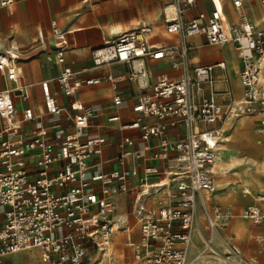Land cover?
<instances>
[{
	"label": "built area",
	"instance_id": "1",
	"mask_svg": "<svg viewBox=\"0 0 264 264\" xmlns=\"http://www.w3.org/2000/svg\"><path fill=\"white\" fill-rule=\"evenodd\" d=\"M231 1L236 10L243 9L245 0ZM13 3L0 0V7ZM196 8L197 0H169L163 8L167 33L178 38L174 46L150 45V27L141 26L92 51L95 69L126 66L128 80L141 91L132 107L133 120L127 124H121L118 111L123 93L115 77L106 73L82 80L81 73L67 63L66 32L52 22L54 54L61 67L56 80L70 103L61 107L53 99L48 115L57 118L69 111L73 130L59 142L49 139L46 128L29 136L22 131V124L33 121L30 112L24 111L23 119L18 120L15 91H0V218H5L0 225V264L10 256L32 251L39 252L43 264H86L94 248H110L121 221L100 220L88 202L89 173L100 165L92 164V159L102 156L107 141L103 137L83 140L82 132L111 110L115 113L107 122L119 124L121 131H139L142 142L141 149L135 150L134 139L124 140L125 147L111 160L119 173L101 177L116 182L119 193L136 192L131 216L140 227L142 241L135 246L134 260L126 264H264V235L256 238L262 256V263H257L243 254L230 233L231 213L207 201L214 192L213 168L222 124L247 115L260 116L264 127V29L246 17L240 24H227L219 11L187 19ZM200 36L207 45H230L238 53L242 102L234 100L230 89L217 92L215 88L216 70L224 73L223 83L229 84L224 62L192 64L190 40ZM18 59L16 53L0 52V73L9 82L18 80ZM151 62H167L179 77L162 75L153 82L147 67ZM103 82L112 86L111 106L95 108L75 100L82 87ZM219 95L226 98L223 104L217 102ZM177 128L183 130L179 138L164 136ZM261 133L264 137V128ZM156 148L173 156V166L166 172L148 165V153ZM130 160L142 170L134 182ZM103 194L113 195L108 188ZM159 196L163 199L159 207L148 210V200ZM107 205L113 208L114 203ZM263 205L264 194L247 208L245 216L264 230ZM196 234L201 235L203 246L191 257Z\"/></svg>",
	"mask_w": 264,
	"mask_h": 264
},
{
	"label": "crops",
	"instance_id": "2",
	"mask_svg": "<svg viewBox=\"0 0 264 264\" xmlns=\"http://www.w3.org/2000/svg\"><path fill=\"white\" fill-rule=\"evenodd\" d=\"M229 1L230 6L225 7L223 5L224 0H219V5L217 0H197V8L188 13L186 18L192 19L201 13L209 15L214 11H219L223 21L227 24H240L243 17L253 23L255 15L264 19L263 0H260V5L254 3V0H245L241 11L236 10L232 1ZM168 2L169 0H14V3L9 7H0V52L16 53L20 68L17 82H9L0 73V91L6 89L15 91L14 102L18 120L23 119L24 111L30 112L33 121L22 124V131L29 134V136H33L39 133L41 129L46 128L49 130V139L59 142L66 133L73 130V120L69 111L57 118L48 115L49 110L52 108L53 99H57L58 105L61 107L67 108L70 103V99L61 94L56 80L61 67L58 65L54 54L53 21H56L60 29L67 34L64 44L67 49V63L74 71L81 73L80 78L82 80L99 78L106 73H111L123 93L124 107L118 111L122 117L121 124L132 121V107L141 91L136 83L128 80V67L113 65L108 68L95 69L91 54L93 50L102 48L108 42H113L119 34L137 30L141 26L150 27L151 32L147 36L150 45L155 47L176 45L178 43L177 36L170 35L166 31L163 8ZM229 11L234 12V17L235 14L238 17L231 19ZM263 23L260 25L255 24L260 28ZM261 29L264 28L261 27ZM190 43L193 46L191 61L194 66L214 65L219 62L226 64L229 84L225 85L223 83L224 73L216 70L217 83L215 88L217 92H223L228 88L231 90L235 101H242L243 88L239 80L240 60L235 49L230 45H207L205 38L201 36L191 39ZM235 64L238 65V71L235 70ZM147 67L152 74L153 82L162 75L170 79L179 77V73L174 71L167 62H151L147 64ZM238 80L241 92L238 87ZM113 96L111 84L103 82L98 86L82 87L75 96V100L86 106L106 108L111 106ZM225 100L226 98L222 95L217 97L219 104H223ZM114 113L115 111L112 110L103 112L93 121L90 129L82 132V135L83 140H95L97 137H103L107 141L102 156H95L92 159V164L100 165L89 173L92 186L89 189L88 202L92 204V211L99 216L100 220L113 219L114 222L121 221L118 224L119 230L114 234L111 244L115 245L113 247L114 252L119 253L114 264H126L134 260L135 246L141 244L142 241L140 227L131 216L136 192L131 190L128 193H119L117 192L116 182L101 179V177L119 173L120 168L111 160L116 158L122 148L125 147L124 140L127 138L134 139L136 143L135 150L141 149L142 142L139 131H121L119 124H109L107 122L108 117ZM249 117L247 120L242 117L227 120L222 124V135L224 127H228V132L233 128L236 132H242L239 128L240 124H260V116ZM182 134L183 130L177 128L169 129L164 136L169 139H176ZM260 139L263 140L262 137ZM241 148L249 149L251 156L257 154L254 152L252 145L241 146ZM238 152L242 153L241 151ZM242 154L246 157L244 153ZM149 156L151 161L148 165L159 172H166L173 166V156L163 155L158 148L148 153ZM129 168L132 171L134 182L142 170L134 160L129 161ZM213 173L216 183L217 177L214 168ZM106 188L111 191L112 196L103 194V190ZM244 189H248L249 194L241 195L240 197L244 199L241 202L237 198L239 191L241 190L243 193ZM255 198L256 195H252L250 187L219 188L217 186V192H213L207 201L212 206L222 207L220 203L228 205V207L222 208L231 213L230 233L236 237L237 246L248 259L262 263L261 249L256 238L264 235V230L254 225L249 219L244 220L239 216L241 212L243 214L248 206L255 203ZM162 200L161 196L150 198L147 203L148 210L155 211ZM109 201H113V208L107 205ZM232 208L238 211L233 227L234 215ZM238 222L251 223V225H248V229L253 228L256 230L255 232L251 231L245 241L240 238L234 229ZM254 234L255 238L252 240ZM246 241L255 242L256 245H250ZM202 246V237L200 234H196L190 253L191 257ZM129 250H131V253L128 252ZM256 252L259 256L255 254ZM102 254V250L93 254L89 261L90 264H103ZM20 255H23V253L8 257L5 264H17L15 259Z\"/></svg>",
	"mask_w": 264,
	"mask_h": 264
},
{
	"label": "bare ground",
	"instance_id": "3",
	"mask_svg": "<svg viewBox=\"0 0 264 264\" xmlns=\"http://www.w3.org/2000/svg\"><path fill=\"white\" fill-rule=\"evenodd\" d=\"M235 70L238 71L237 64H235ZM245 120L247 119L245 118ZM239 128L241 129V131H245L246 133H244V135L240 137L241 140L235 141L234 145H238V144H243V146L252 145L254 148V152H256L258 155H261L262 157L261 161L260 162L250 161L248 157H242L240 152L236 151V149H232L230 146L232 144L233 136L230 135V132L227 131L228 127H224L223 135L220 139V145H219L220 152H219V156L214 166V172L216 176L221 177V178H228V177L234 178L233 180H231V183H223L225 188H232L233 186L240 188V186L244 185L245 187L254 188L262 192L264 191V184H263V181H264V149L259 148V143L254 138L253 124H240ZM221 145H223L225 148H222ZM219 185L221 186V184ZM247 190L245 189L243 190L244 195L249 194ZM215 191L217 192L216 183L214 186V193ZM255 202H256V198H255ZM245 211L243 212V214L241 212L239 216L242 219L247 220L248 218L245 216ZM234 229L236 233L240 236V238L244 241L246 240V238L249 237L251 231L253 232L256 231L253 228L248 229V225H246L244 222L236 223V225L234 226ZM118 233H121V232H118ZM114 246L115 245H113L112 243L110 248L106 250H102L103 264H114V260L119 255L118 252L116 251L114 252L113 250ZM35 258L39 259L38 256L37 257L35 256Z\"/></svg>",
	"mask_w": 264,
	"mask_h": 264
},
{
	"label": "rangeland",
	"instance_id": "4",
	"mask_svg": "<svg viewBox=\"0 0 264 264\" xmlns=\"http://www.w3.org/2000/svg\"><path fill=\"white\" fill-rule=\"evenodd\" d=\"M218 1V5H219V0H217ZM254 3H259V5H260V0H254ZM223 5L226 7H228V5L230 6V1L229 0H224V2H223ZM229 15H230V18L231 19H234V18H237L238 16H237V14H235L236 16L234 17V15H233V13L231 12V11H229ZM262 17H263V14H262ZM252 19V18H251ZM253 20V19H252ZM256 23L257 25H260L261 23H263L264 22V19L263 18H258L256 15H255V20L253 21V23ZM254 23V25L256 26V24ZM257 27V26H256ZM264 28V23L260 26V28ZM238 87H239V90H240V92H241V87H240V84H239V80H238ZM124 106L122 105L121 106V108L120 109H122ZM243 119H248V118H250L249 116H243L242 117ZM260 119H262V118H260ZM253 128H254V138H255V140L259 143L260 142V144H259V148L260 149H264V137H263V135H262V130H263V126H262V124H258V123H254L253 124ZM260 131V132H259ZM241 133V134H240ZM244 133H246L245 131H242V132H236L235 131V129L233 128L231 131H230V135H232L233 137V139H232V144H231V148L232 149H236V150H238V151H241L242 153H244L245 155H246V157H248L249 159H250V161H255V162H260L261 161V159H262V157H261V155H258V154H254V155H250L249 154V152H250V150L249 149H247V148H241V146H243V144H238V145H234L235 143V141H238V140H241L240 139V137L242 136V135H244ZM260 137H262L263 138V140L262 139H260ZM222 146V148H225L223 145H221ZM219 149H220V146H219ZM241 153V156L242 157H244V155ZM252 159V160H251ZM217 178H216V185L217 186H219V188H223L224 187V184L223 183H231V180H233L234 178H231V177H228V178H221V177H218V176H216ZM219 184H221V186L219 185ZM243 187H245L244 185H242V186H240V188H243ZM251 193H252V195H256V200H257V197L259 196V195H262V194H264V192L263 193H260V191L259 190H257V189H254V188H251ZM241 195H243V193H242V191L240 190L239 191V196H238V200L239 201H241V202H243L244 201V199H242L240 196ZM221 205H222V207H228V205H224L223 203H220ZM232 211H233V215H234V218H233V221H232V227H233V224H234V221L236 220L235 219V217H236V214H238V211L235 209V208H232ZM5 220V218L4 217H1L0 218V225L2 224V222ZM246 225H251V223H246ZM233 231H234V229H233ZM58 232H60V230L58 231ZM255 236V234L252 236V240H254V237ZM251 239V238H250ZM244 242V241H243ZM247 242H249V241H246V243ZM245 243V244H246ZM250 243V245H256L255 244V242L253 243V242H249ZM243 244V243H242ZM99 251H101V250H97L96 248H94L93 250H92V252H91V255H90V257H89V259L87 260V262H86V264H90V259H91V257H92V255L93 254H96V253H99ZM129 253H131V250H129L128 251ZM32 253V254H31ZM255 254H257V252L255 253ZM23 255H24V257H23ZM23 255H20L19 257L17 256V258L15 259L16 260V263L17 264H22L23 262H24V264H42L41 263V260H40V255L38 254V252L37 251H32V252H27V253H23ZM258 255V254H257ZM35 256H38V258L39 259H36L35 258ZM259 256V255H258ZM116 260V259H115ZM115 260H114V263H115ZM124 261V260H123ZM127 261V260H126ZM53 264H56V263H53Z\"/></svg>",
	"mask_w": 264,
	"mask_h": 264
}]
</instances>
